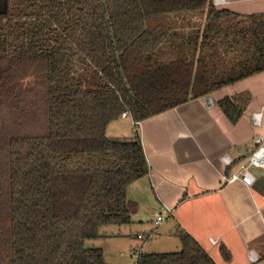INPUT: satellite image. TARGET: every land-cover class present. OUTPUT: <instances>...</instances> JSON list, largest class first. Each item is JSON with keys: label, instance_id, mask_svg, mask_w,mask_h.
Listing matches in <instances>:
<instances>
[{"label": "trees", "instance_id": "1", "mask_svg": "<svg viewBox=\"0 0 264 264\" xmlns=\"http://www.w3.org/2000/svg\"><path fill=\"white\" fill-rule=\"evenodd\" d=\"M0 2V264H105L85 242L137 212L127 190L148 173L137 123L264 72V13L211 0ZM218 107L231 124L242 113L232 99ZM122 114L132 137L111 139ZM174 235L178 252L138 264H214Z\"/></svg>", "mask_w": 264, "mask_h": 264}, {"label": "crops", "instance_id": "2", "mask_svg": "<svg viewBox=\"0 0 264 264\" xmlns=\"http://www.w3.org/2000/svg\"><path fill=\"white\" fill-rule=\"evenodd\" d=\"M211 2L216 10L238 16L264 13V0ZM225 98L242 109L234 124L218 107ZM254 114L260 116L258 126L252 121ZM136 127L148 173L127 190V199L137 205L129 230L110 236H118L128 249L160 254L168 253L164 248L178 240L174 233L180 229L214 264H264V176L251 169L255 178L251 186L231 179L255 148V137L264 138V72L144 119ZM223 156L233 163L225 166ZM157 216L163 218L159 224ZM132 227L145 232H132ZM149 234L157 238L151 242Z\"/></svg>", "mask_w": 264, "mask_h": 264}, {"label": "rangeland", "instance_id": "3", "mask_svg": "<svg viewBox=\"0 0 264 264\" xmlns=\"http://www.w3.org/2000/svg\"><path fill=\"white\" fill-rule=\"evenodd\" d=\"M5 7V3L0 2V8ZM168 56V55H167ZM165 56L163 60H169L170 57ZM134 127L131 123V119L128 117L127 119H122L118 118L115 121L111 122L107 128V134L109 135L110 138L115 137V136H120L124 137L127 140H130L131 134L134 131ZM144 213V212H142ZM146 224V223H145ZM146 227V226H144ZM143 227V228H144ZM129 230L127 226L123 227H116V226H103L100 227L98 233H99V238L91 241L85 242V245L87 247H94V248H99L102 251V255L105 261V264H130L131 261L134 260V258L130 257L129 254V249L123 246V241L119 238L118 236H110V235H116V233H120L121 231L123 232L124 230ZM130 230L132 232L136 230H140L142 232H145L140 227H132ZM102 235H108L110 238H103ZM146 236V235H144ZM157 237L155 234H152L151 236V242H153ZM170 246L166 249L165 251L168 253H173V252H178L180 250V243L178 240L171 241ZM125 247V248H123ZM147 248H145L146 250ZM144 250V251H145ZM120 253H123L124 256H119Z\"/></svg>", "mask_w": 264, "mask_h": 264}, {"label": "built area", "instance_id": "4", "mask_svg": "<svg viewBox=\"0 0 264 264\" xmlns=\"http://www.w3.org/2000/svg\"><path fill=\"white\" fill-rule=\"evenodd\" d=\"M210 106V104H209ZM122 117H127L126 114H122ZM259 114L252 115L253 124L259 125ZM255 148L253 151L248 154L238 165L236 172L231 176V179H240L241 182L246 186H251L255 181L253 174L251 173V169H259L261 171V175L264 176V138L260 135L255 137ZM221 162L225 166L231 165L233 162L226 156L220 158ZM163 221L162 216H157L156 222L159 224ZM151 237V234L148 235ZM146 237L142 235L138 236L139 240L144 241ZM129 254L131 258H134L130 264H138V259L143 255L141 248L131 247L129 249ZM119 256H124L123 253H120Z\"/></svg>", "mask_w": 264, "mask_h": 264}, {"label": "flooded vegetation", "instance_id": "5", "mask_svg": "<svg viewBox=\"0 0 264 264\" xmlns=\"http://www.w3.org/2000/svg\"><path fill=\"white\" fill-rule=\"evenodd\" d=\"M5 14H6L5 7H4V9L1 7V8H0V17H1V16H4Z\"/></svg>", "mask_w": 264, "mask_h": 264}]
</instances>
